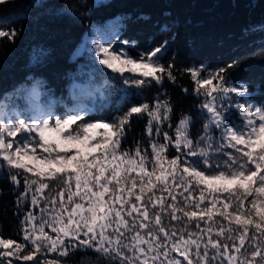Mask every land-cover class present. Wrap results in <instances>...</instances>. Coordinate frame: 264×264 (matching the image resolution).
I'll use <instances>...</instances> for the list:
<instances>
[{
	"label": "snow or ice",
	"instance_id": "6c2138e0",
	"mask_svg": "<svg viewBox=\"0 0 264 264\" xmlns=\"http://www.w3.org/2000/svg\"><path fill=\"white\" fill-rule=\"evenodd\" d=\"M15 35L0 29V37ZM96 47L100 64L143 77H126L124 85L177 81L175 65L161 63L163 44L136 57L110 51L111 44ZM226 71L183 69L202 97L196 137L193 117L181 114L173 124V105L159 96L131 104L111 122L85 120L83 109L61 117L0 103V169L13 185L17 214L27 208L23 242L0 236V264H61L88 251L107 264H264V102H254L246 84L230 83ZM230 109L239 125L229 122ZM145 115L148 147L136 141L123 148L133 118Z\"/></svg>",
	"mask_w": 264,
	"mask_h": 264
},
{
	"label": "trees",
	"instance_id": "16d2710c",
	"mask_svg": "<svg viewBox=\"0 0 264 264\" xmlns=\"http://www.w3.org/2000/svg\"><path fill=\"white\" fill-rule=\"evenodd\" d=\"M94 28L112 39L114 49L124 48L133 57L163 44L161 63L175 65L177 81L165 79L162 85L145 89L124 85V78L140 74L108 69L89 43L78 54ZM0 29L16 32L14 40L0 37V103L10 108L27 112L36 105L61 117L83 109L88 112L85 120L111 122L131 104L152 103L159 96L171 101L173 124L181 114L193 117L191 132L196 137L204 122L198 107L202 97L192 92L194 83L183 69L200 65L226 68L230 83L246 84L251 99L264 102V0H7L0 1ZM37 82L39 95L32 99L29 90ZM125 93L128 102L121 104ZM230 112L229 122L239 125V115L234 109ZM147 120L146 115L133 118L123 148H134L136 141L148 147ZM164 128L171 134L166 124ZM213 135L218 131L214 129ZM175 154L171 149L170 155ZM26 210L17 214L13 185L7 171L0 169V236L23 242L20 220ZM34 211L39 215L38 208ZM57 255L48 253L47 258ZM85 261L107 264L91 251L78 252L61 264Z\"/></svg>",
	"mask_w": 264,
	"mask_h": 264
},
{
	"label": "rangeland",
	"instance_id": "374dc122",
	"mask_svg": "<svg viewBox=\"0 0 264 264\" xmlns=\"http://www.w3.org/2000/svg\"><path fill=\"white\" fill-rule=\"evenodd\" d=\"M0 1H3V0H0ZM85 39H86V43L87 44L89 43L90 51L93 52L95 54V56H97V47H96L97 44H102L104 46H107L108 44H111L112 45V39L109 38L107 34H105L104 32H102L98 28H94V29L90 30L88 32V36ZM120 49H121V47H118L116 49H114L112 47V49H110V51L115 50V51L118 52ZM102 58H103V53L100 54V56H99L98 59H102ZM37 151L40 152L42 150L37 149ZM96 263L97 262H95V261H85L82 264H96Z\"/></svg>",
	"mask_w": 264,
	"mask_h": 264
},
{
	"label": "water",
	"instance_id": "95a60500",
	"mask_svg": "<svg viewBox=\"0 0 264 264\" xmlns=\"http://www.w3.org/2000/svg\"><path fill=\"white\" fill-rule=\"evenodd\" d=\"M85 38H84V41H83L81 47L79 48V51H78V54L79 55H82L83 54V51H84V48H85V44H86V39Z\"/></svg>",
	"mask_w": 264,
	"mask_h": 264
}]
</instances>
